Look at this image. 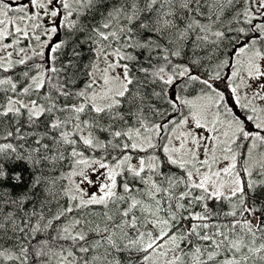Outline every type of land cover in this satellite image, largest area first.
I'll list each match as a JSON object with an SVG mask.
<instances>
[{"label": "snow or ice", "instance_id": "1", "mask_svg": "<svg viewBox=\"0 0 264 264\" xmlns=\"http://www.w3.org/2000/svg\"><path fill=\"white\" fill-rule=\"evenodd\" d=\"M0 264H264V0H0Z\"/></svg>", "mask_w": 264, "mask_h": 264}, {"label": "water", "instance_id": "2", "mask_svg": "<svg viewBox=\"0 0 264 264\" xmlns=\"http://www.w3.org/2000/svg\"><path fill=\"white\" fill-rule=\"evenodd\" d=\"M221 87L223 88V87H224V85H223V84H221Z\"/></svg>", "mask_w": 264, "mask_h": 264}]
</instances>
